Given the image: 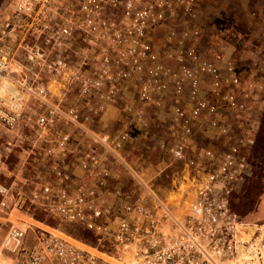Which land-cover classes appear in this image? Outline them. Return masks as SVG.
I'll use <instances>...</instances> for the list:
<instances>
[{"label": "built area", "instance_id": "2783aa9c", "mask_svg": "<svg viewBox=\"0 0 264 264\" xmlns=\"http://www.w3.org/2000/svg\"><path fill=\"white\" fill-rule=\"evenodd\" d=\"M196 9V0H6L0 251L8 264H257L264 239L256 244L253 234L241 241L246 225L231 203L251 173L257 124L250 102L260 85L243 82L231 60L220 68L211 49L205 57ZM156 31L165 32L161 53L151 40ZM128 88L140 109L122 112L134 117L144 107L159 108L167 94L173 98L168 154L189 177L176 203L132 171L135 192L107 189L110 161L127 168L118 153L129 131L109 135L95 126ZM225 112L231 123L220 120ZM202 120L213 122L220 150L195 144ZM30 157L41 164L28 179ZM36 211L58 227L49 232L23 223L21 215L32 219ZM60 226L88 232L95 247L70 243Z\"/></svg>", "mask_w": 264, "mask_h": 264}, {"label": "rangeland", "instance_id": "374dc122", "mask_svg": "<svg viewBox=\"0 0 264 264\" xmlns=\"http://www.w3.org/2000/svg\"><path fill=\"white\" fill-rule=\"evenodd\" d=\"M5 1L6 0H0V9H2V6H4ZM216 1L220 3L219 6H216L215 3H212V0H199L200 8L196 9L195 19V26L200 32L198 46L202 51H204L205 57L210 58V55L207 54V50L210 49L214 54H217L219 57L217 60V65L221 64L220 68H222V64L226 60L233 61L237 73L240 75L242 81L245 82L250 75L249 67H247L249 63L247 61V56H250L255 52L250 51L248 53L251 54L246 53L249 51L248 49H251V47L246 44L245 37L243 36L244 23L242 17L246 16L248 20L251 19L252 16L250 15L249 11L243 12V16L242 14L239 15L236 11L237 6L232 4L234 0ZM228 8L236 11V19L235 17H230ZM174 27L175 26H173V28ZM156 32L157 33L154 34L155 38L152 40V43L156 50L161 53L163 51L165 32ZM212 52L210 54H212ZM257 59L258 56L256 54L254 61L255 64L258 63ZM255 78L258 77L256 76ZM258 84L261 86L260 82H258ZM202 85L205 88L202 90V94L204 92L205 95L208 89V82L204 81V84ZM263 89L264 87L262 85L260 90H258L259 94L257 97L254 95L251 101L255 103L252 106V117H254L255 123L257 125L261 119L264 109V105L262 103L264 101V95H262ZM125 96L127 99L125 102L123 101V104L121 103L122 105L121 108H119V111L116 112V114L112 117L102 119L100 123L98 122V124L95 126L96 130H99L101 124L103 131L109 135H113L114 132H117L122 128L129 131V142L118 153L119 157L127 165V168L131 169L132 172H134L143 180L146 186L151 185L150 187L152 190L156 189L158 195L161 198H164L166 195H168L167 200L176 202L172 201V197L176 199L175 195H179L181 193V188L184 186L186 188L188 186L187 181H189V179L186 180L187 172L183 168L182 164L180 162L173 161L168 154V149L173 139V129L171 128L169 117L167 116V108L171 103H173V98L170 94H167V96L162 100V104L159 108L144 107L142 113L139 116L134 117L129 115L127 112L123 113L120 111L123 108H132L133 110L140 109L139 105H135L136 100H134L133 92L130 88L127 89ZM227 114L228 113L226 112L222 114L224 116V122L231 123L230 116ZM197 133L198 134L196 135L198 138H196V143L198 145L204 146L216 143V141L210 139L207 131L202 129V131H198ZM209 147L211 149V146ZM12 158L13 161L8 160L9 167H13L16 161V157ZM38 161H40L39 157H30L24 170V176L26 178H31L30 176L35 173L32 167L36 168L39 165ZM110 163V165L114 167V170L117 171V174H119L123 180L124 186H127L126 192H135V182L130 176V171L127 168L119 169L118 165H116L115 168V164L117 163H115L113 160H111ZM253 179L252 183H256V179ZM256 185L258 189L253 193V195H251V200L253 201L252 210L249 212H245L243 210V212L238 213L241 215L242 222L244 225H246L244 228H256L253 233L254 240H252V242L257 244V241L260 240L261 237L264 239V176L259 179V182ZM177 190L178 193H176ZM238 195L231 203L234 205V207H237L239 202L242 200H240L241 197ZM35 217L39 221H36L34 219ZM32 219L36 223H41L42 225L49 227V229H55L58 227L57 222L41 213H33ZM36 223L32 224L31 228L33 230L41 229L42 227ZM0 229L4 230V228ZM58 229L63 233L70 243L75 244L80 248L84 249L83 246L86 248L95 247V241L93 238H84L83 233L74 226H60ZM244 234H246V232H244ZM1 237L2 230H0V240ZM30 237L32 236L30 233H28L27 239ZM69 239L81 244L82 246L76 244L75 242H71ZM98 250L103 249L99 248ZM260 256L261 258L255 262L257 264H264V244L261 249ZM7 257H9L7 254L0 251V264H8L9 262Z\"/></svg>", "mask_w": 264, "mask_h": 264}, {"label": "crops", "instance_id": "0c3cea01", "mask_svg": "<svg viewBox=\"0 0 264 264\" xmlns=\"http://www.w3.org/2000/svg\"><path fill=\"white\" fill-rule=\"evenodd\" d=\"M212 3H215L216 6H219V4H220L216 0H212ZM196 4H197V8H200L199 0H196ZM232 4L237 6L236 11L239 15H241L245 11H249L250 15L252 16V18L248 19V20H247L246 16L242 17L243 23H244L243 36L245 37L246 44L249 47H251V49H248L249 51H247L246 53H248L250 51L255 52L254 53L255 55L253 53L252 54L248 53L251 55L247 56L248 57L247 61L249 62L247 67H249V70H250L249 71L250 75L248 76L247 81H249V82H257L258 81L261 83V86L263 85V87H264V0H234ZM238 4H239V6H238ZM228 10L230 12V17L231 18L235 17V19H236L237 18L236 14H235L236 11L231 9V8H228ZM238 14H237V16H238ZM242 16H243V14H242ZM177 23H179V22H177ZM172 24H174V22H172L170 25H172ZM170 25H168V26H170ZM177 29H179V28L177 27ZM179 30H181V29H179ZM155 33H157V32H154L151 34V40H154V38H155L154 34ZM256 54L258 56V59H257L258 63L257 64H255V62H254ZM220 66H221V64H220ZM256 76L258 78H255ZM204 81H207V80L204 79ZM204 81L202 82V84H204ZM202 84H201V89L203 90L205 88ZM126 92H127V89L125 90V92H122V94H121L122 97L119 101L120 103L115 105L114 107H111L108 110V112L106 114H104L99 119V123L102 119H107L108 117H112L113 115L116 114V112L119 111V108H121L123 101L125 102L127 99L125 96ZM255 93H256V97H257L259 92L255 91ZM262 93H263L262 95H264V89H263ZM203 94H204V92H203ZM205 95H206V97H208L207 92L205 93ZM133 98H134V100H136V97L134 94H133ZM135 103L134 104L137 105V102H135ZM262 103L264 105V101ZM254 104L255 103L250 102V106H253ZM120 111H122V110H120ZM218 116H219V114H218ZM218 116H216L215 119L218 118ZM220 117L221 116H219V119H220ZM220 120H224V116H222ZM230 120L232 121L231 118H230ZM201 122H202V124H205V125H201L204 127L203 130L207 131L210 139L216 141V143L200 146L196 143V138H198V137H197V135H195L194 141H195V144H197V147L198 148H202V147L210 148L209 146H211V149L220 150L221 149L220 138H217V136H216L217 130L215 128H213V126H212L213 122L212 121L209 122L208 120H202ZM100 126L101 127L99 128V130H103L101 124H100ZM95 129H96V127H95ZM116 165H118L119 169H125L124 166H120L119 164H115V168H116ZM125 166L127 167L126 164H125ZM110 169H111V173H110V177L107 179V189L108 190L119 189L122 191H126L127 186H124L123 180L121 179L119 174H117V171L114 170V167L112 165L110 166ZM127 169L130 172L132 171L129 168H127ZM72 172L74 173V175L76 177H80V178L82 177V172L79 169L73 168ZM130 175H131V173H130ZM187 179H189L188 176H187L186 180ZM187 182L189 184V181H187ZM37 224H39L42 227L41 229H45V230L51 232V230L49 228L45 227L44 225H42L40 223H37ZM30 226H32V225H30ZM1 230L3 231V229H1ZM2 235H3V233H2ZM70 241H72V240H70ZM72 242H75V241H72ZM76 244H79V243H76ZM79 245H81V244H79ZM84 249H86V247Z\"/></svg>", "mask_w": 264, "mask_h": 264}, {"label": "trees", "instance_id": "16d2710c", "mask_svg": "<svg viewBox=\"0 0 264 264\" xmlns=\"http://www.w3.org/2000/svg\"><path fill=\"white\" fill-rule=\"evenodd\" d=\"M6 4V1L4 5ZM10 160L13 161V158L10 157ZM248 163L251 167V176L250 178H247L244 180L239 195L240 202L237 205V207H234V205L231 204V209L234 213L238 214L240 217L241 215L238 212H249L252 210L253 201L251 200V195L258 189L257 183L259 182V179L264 176V109L261 115V119L258 122L252 145L249 149L248 153ZM256 179V183H252V179ZM251 179V180H250ZM253 179V180H254ZM258 179V180H257ZM258 181V182H257ZM38 213L39 212H34ZM36 221H39L34 218ZM84 238H90L92 237L88 232L82 231ZM94 240V239H93Z\"/></svg>", "mask_w": 264, "mask_h": 264}, {"label": "bare ground", "instance_id": "6f19581e", "mask_svg": "<svg viewBox=\"0 0 264 264\" xmlns=\"http://www.w3.org/2000/svg\"><path fill=\"white\" fill-rule=\"evenodd\" d=\"M52 89H53V93H56V87L52 86ZM183 188L185 189V186ZM183 188H181V192L184 190ZM175 196H176V199L178 200L179 197H180V194L179 195H175ZM176 199L174 197H172V201H177ZM168 202H171V201L168 200ZM171 203H176V202H171ZM20 217L22 218L23 223H25L26 225H32V224L36 223L33 219H31V218H29L27 216L21 215ZM255 230H256V228H242L240 230L241 241L242 240H244V241L249 240V238L253 235ZM244 232H246V234H244ZM83 247L85 248V246H83Z\"/></svg>", "mask_w": 264, "mask_h": 264}]
</instances>
